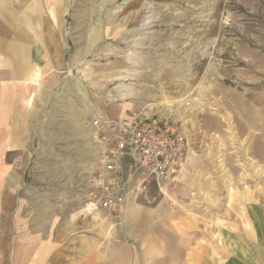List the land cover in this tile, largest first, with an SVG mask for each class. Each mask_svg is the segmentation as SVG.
<instances>
[{
    "label": "rangeland",
    "instance_id": "rangeland-1",
    "mask_svg": "<svg viewBox=\"0 0 264 264\" xmlns=\"http://www.w3.org/2000/svg\"><path fill=\"white\" fill-rule=\"evenodd\" d=\"M64 23L45 122L0 170V264H264V0H68ZM137 111L183 127L184 168L159 185L123 157L125 222L87 217L90 124Z\"/></svg>",
    "mask_w": 264,
    "mask_h": 264
},
{
    "label": "crops",
    "instance_id": "crops-1",
    "mask_svg": "<svg viewBox=\"0 0 264 264\" xmlns=\"http://www.w3.org/2000/svg\"><path fill=\"white\" fill-rule=\"evenodd\" d=\"M67 5L68 0H0V170L5 157H17L7 162L14 170L19 155L30 154L32 131L45 122L61 83L57 75L67 71Z\"/></svg>",
    "mask_w": 264,
    "mask_h": 264
},
{
    "label": "built area",
    "instance_id": "built-area-1",
    "mask_svg": "<svg viewBox=\"0 0 264 264\" xmlns=\"http://www.w3.org/2000/svg\"><path fill=\"white\" fill-rule=\"evenodd\" d=\"M90 125L100 145L101 167L84 201V215L106 213L123 224L129 198L140 191L139 186L130 190L123 157L131 160L133 175L142 172L159 185H171L184 168L191 140L182 126L143 111L122 119L97 118Z\"/></svg>",
    "mask_w": 264,
    "mask_h": 264
}]
</instances>
